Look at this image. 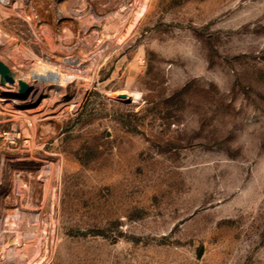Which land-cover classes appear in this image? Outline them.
I'll return each mask as SVG.
<instances>
[{
    "label": "rangeland",
    "instance_id": "1",
    "mask_svg": "<svg viewBox=\"0 0 264 264\" xmlns=\"http://www.w3.org/2000/svg\"><path fill=\"white\" fill-rule=\"evenodd\" d=\"M0 33V264H264V0H0Z\"/></svg>",
    "mask_w": 264,
    "mask_h": 264
},
{
    "label": "bare ground",
    "instance_id": "2",
    "mask_svg": "<svg viewBox=\"0 0 264 264\" xmlns=\"http://www.w3.org/2000/svg\"><path fill=\"white\" fill-rule=\"evenodd\" d=\"M6 1V0H5ZM115 24V23H114ZM115 26V25H114ZM116 28V27H115ZM90 32V31H89ZM97 33V32H96ZM92 34V33H91ZM128 35V34H127ZM4 37V36H3ZM0 39H1V33H0ZM4 41V40H3ZM2 41V42H3ZM90 41V40H89ZM0 43H1V40H0ZM8 43V42H7ZM4 44V43H3ZM108 48V47H107ZM15 50V49H14ZM72 62H73V60H72ZM15 76V75H14ZM74 76H75V74H74ZM16 77V76H15ZM29 78L30 79H32V80H37V81H39V82H45V81H47V80H51V81H53L55 84H57L58 86H61L62 88H63V84L65 83V82H67V81H69V80H71V79H73L74 77H73V75H71V76H69V75H66V74H62V73H58L55 69H54V66H49V65H44V66H41V67H39V68H37V69H34V70H32L31 71V73L29 74ZM20 79V78H19ZM23 81V80H22ZM24 82V81H23ZM25 84H26V82H25ZM13 89H15V87H13ZM13 94V93H12ZM6 95V94H5ZM3 100V99H2ZM45 100V99H44ZM51 104V103H50ZM46 105V104H45ZM47 106V105H46ZM45 107V106H44ZM48 107V106H47ZM9 109H12V108H9ZM8 109V110H9ZM31 109V108H30ZM51 109V108H50ZM25 110V109H24ZM43 110V109H42ZM49 110V109H48ZM54 110V109H53ZM3 111V110H2ZM13 111V110H12ZM15 111V110H14ZM13 111V112H14ZM62 111V110H61ZM39 112V111H38ZM36 113V112H35ZM45 113V112H44ZM17 114V113H16ZM35 115V114H34ZM38 115H40V114H38ZM55 116V115H54ZM30 117V116H29ZM33 117V116H32ZM53 117V116H52ZM28 120H29V118H28ZM33 121V120H32ZM32 207V206H31ZM8 211V210H7ZM25 213H23L21 210H15L14 212H12L11 214H7V216L9 217L10 216V218H12V221H10L11 222V224H12V226H9L8 225V223L7 224H4L2 227L4 228L3 230V232L4 233H7L6 232V228L5 227H7V225L11 228V227H16V229L20 226L19 225V222H21V219H22V216L24 215ZM27 216L29 217V219H32L33 217L35 218L36 216H37V218L39 217L38 215H36V214H34V213H29V214H27ZM24 217H25V215H24ZM23 220H25V218L23 219ZM4 221V220H3ZM27 221V220H26ZM33 221V220H32ZM41 222V221H40ZM24 224H25V222H24ZM31 222L29 223V226L30 227H32L31 225ZM37 224H39L38 222H37ZM41 224V223H40ZM36 225V224H35ZM5 226V227H4ZM28 226V227H29ZM38 226H40V225H38ZM21 227H22V225H21ZM20 228V227H19ZM33 230L35 231V233H33L34 234V237L32 238V239H35V240H33V243H36L37 245H36V251H37V253H39L40 251H41V246H42V233H40V231H42V230H40V228L39 229H37L38 227L37 226H34L33 225ZM12 229V228H11ZM15 229V230H16ZM23 230V229H22ZM39 230V231H38ZM9 232V231H8ZM11 232V231H10ZM14 233H18L17 232V230H16V232H14ZM19 234V233H18ZM4 235V234H3ZM20 235V234H19ZM6 237V236H5ZM21 237V236H20ZM2 238H4V237H2ZM44 239V238H43ZM25 242V241H24ZM22 240H20V239H18L17 237L15 238V245H12L11 246V248L10 249H8V250H10L11 252H10V256L11 257H15L16 256V254H17V251L19 250L18 248H20V247H22L23 248V246H26V245H24L25 243H24ZM31 246V245H30ZM32 247V246H31ZM9 255H8V257H10ZM7 257V256H6ZM22 258H23V261H22V264H30V262L32 261V257H26V256H24V255H22ZM10 259V258H9ZM8 260V259H7Z\"/></svg>",
    "mask_w": 264,
    "mask_h": 264
},
{
    "label": "water",
    "instance_id": "3",
    "mask_svg": "<svg viewBox=\"0 0 264 264\" xmlns=\"http://www.w3.org/2000/svg\"><path fill=\"white\" fill-rule=\"evenodd\" d=\"M0 83L2 84H13L16 88V91L20 95H24L28 91L26 84L15 77L13 73L2 63L0 62ZM125 94H120L118 97L124 98Z\"/></svg>",
    "mask_w": 264,
    "mask_h": 264
}]
</instances>
